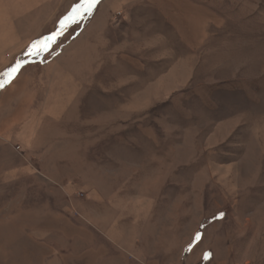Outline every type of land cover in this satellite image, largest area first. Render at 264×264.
Returning <instances> with one entry per match:
<instances>
[{"label":"rangeland","instance_id":"obj_1","mask_svg":"<svg viewBox=\"0 0 264 264\" xmlns=\"http://www.w3.org/2000/svg\"><path fill=\"white\" fill-rule=\"evenodd\" d=\"M79 2L0 0V264H264V0H98L30 54Z\"/></svg>","mask_w":264,"mask_h":264},{"label":"snow or ice","instance_id":"obj_2","mask_svg":"<svg viewBox=\"0 0 264 264\" xmlns=\"http://www.w3.org/2000/svg\"><path fill=\"white\" fill-rule=\"evenodd\" d=\"M98 3V0H80L79 3L75 4L72 8V11L65 16L61 21V32H53L51 36L44 38V46L42 48L37 47L38 44H40L39 41L36 42L32 47L36 49L35 52H31L30 54L38 55L40 51L47 50V48L50 46L49 42L54 43L53 37H58L60 34H62V31L68 27V24L65 23V21H71V23H76V18L80 17L82 18L85 14H90L93 10V8ZM21 67L20 62H17V64L14 67L8 68L5 72H0V88H3L5 83H10L11 79L14 78L13 74L16 73L19 68ZM222 215V214H221ZM200 234H196V239H199ZM208 255V254H206Z\"/></svg>","mask_w":264,"mask_h":264}]
</instances>
